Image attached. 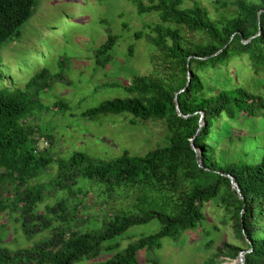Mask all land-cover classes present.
<instances>
[{
    "label": "trees",
    "instance_id": "1",
    "mask_svg": "<svg viewBox=\"0 0 264 264\" xmlns=\"http://www.w3.org/2000/svg\"><path fill=\"white\" fill-rule=\"evenodd\" d=\"M130 1L139 15L158 16L155 25H145L133 35L158 53L152 58L154 63L161 61L157 75L133 76L124 87L128 98L103 101L82 116L127 115L143 122L162 121L166 145L144 156L125 151L109 161L81 153L67 160L55 158L50 150L38 151L35 138L50 140L51 136L28 123L45 112L39 98L52 91V76L42 70L23 87H0V215L18 214L28 241L49 233L28 248L10 250L0 244V264H84L120 247V243H105L155 220L158 231L141 236L99 263L140 264L139 251L160 249L163 239L177 241L196 229L205 219L202 208L210 201H217L224 212L223 224H230L235 239L234 244L224 242L210 264L222 255L235 260L242 251H250L244 264H264V142L260 148L251 147L246 140L250 136H240L234 129L264 116V97L237 82L227 83L224 76V70L234 67L233 58L242 56L249 58L255 75L264 74V0H216L215 11H222L216 20L197 3L186 7V0ZM37 5L38 0H0V48L20 36ZM186 33L198 39H189ZM116 42L117 37L110 34L95 51L98 69L111 62ZM128 53L132 56V47ZM209 73L223 75L219 90L213 91L205 82ZM6 80L0 73V84ZM56 80L63 81L58 76ZM234 139L249 151L245 158L226 159L219 150L224 140L232 143ZM52 164L55 175L47 183L32 185ZM82 179L101 185L108 197L134 191L136 211L105 213L92 228L82 230L75 224L81 202H74L88 192L79 187ZM47 185L62 196L40 213ZM5 187L11 188L10 199L3 197Z\"/></svg>",
    "mask_w": 264,
    "mask_h": 264
},
{
    "label": "rangeland",
    "instance_id": "2",
    "mask_svg": "<svg viewBox=\"0 0 264 264\" xmlns=\"http://www.w3.org/2000/svg\"><path fill=\"white\" fill-rule=\"evenodd\" d=\"M215 1L186 0L185 6L191 8L197 3L216 20L222 11H215ZM157 22L158 16L154 14L139 15L130 0H38L32 17L20 30V36L0 48V73L7 79L0 84L1 89L23 87L42 70H47L54 81L52 91L42 93L39 98V102L46 107L45 112L28 122L51 136L50 140H39L35 136L38 151L50 150L55 158L64 160L74 153H81L95 160L109 161L125 151L132 156H144L166 145V129L162 121L143 122L127 115H106L95 119L82 116L86 110L103 101L128 98L124 87L131 83L133 76L157 75L161 61L158 59L154 63L152 58L158 57V53H154L146 40L133 37L135 33L143 31L145 25H155ZM110 34L117 37L111 62L105 69H98L94 53ZM185 35L189 39H198L196 35ZM129 47H132V56H129ZM231 65L234 67L224 70L227 83L237 82L246 91L264 97V74L253 73L247 56L233 58ZM57 76L63 81H57ZM223 78L219 73L204 76L213 91L219 90ZM234 129L240 136H250L246 140H249L251 147L260 148L264 142V116L246 120L245 127L234 126ZM220 146L219 150L224 151L226 159L230 160H236L238 156L245 158L249 153L236 139L232 143L224 140ZM55 173L56 166L52 164L43 178L32 185L47 183ZM79 187L88 191L86 195H78L74 201L76 204L81 202L75 224L82 230L92 228L104 218L105 213L136 211L134 191L115 192L108 197L103 194L101 185L85 179L79 181ZM4 189L3 197L10 199L8 190L11 188ZM44 194L47 200L39 206L40 213H44L45 205H53L62 196L48 185ZM202 213L205 219L196 229L188 230L177 241L163 239L160 249L139 251L138 262L210 264L209 260L217 254L218 248L224 242L234 244L235 239L230 224H223L224 212L217 201L206 203ZM18 220V214L11 216L9 211L0 215L1 246L10 250L28 248L49 237V233H45L28 241ZM158 230L159 225L155 220L147 225L132 227L121 237L105 243V246L120 243L118 249L103 252L84 264L109 260L141 236ZM235 263V260L223 255L215 258V264Z\"/></svg>",
    "mask_w": 264,
    "mask_h": 264
},
{
    "label": "water",
    "instance_id": "3",
    "mask_svg": "<svg viewBox=\"0 0 264 264\" xmlns=\"http://www.w3.org/2000/svg\"><path fill=\"white\" fill-rule=\"evenodd\" d=\"M258 35H256V36H258ZM249 41L250 40H248L246 42H243V43L244 44H247ZM190 77H191V74L189 73L188 74V77H187L188 80H190ZM176 109H177V112L179 113V115L182 116L180 114V112H179V106H178V104L176 105ZM201 116H202V114H201ZM192 149L197 153V150L195 149V147L193 145H192ZM231 185H232V188L236 191L237 195L242 199L241 194H240V190L238 189V185L234 182L233 179H231ZM248 252H250V251H247V252L246 251H242V252H240L239 255H238V257L235 259L236 264H244V256Z\"/></svg>",
    "mask_w": 264,
    "mask_h": 264
},
{
    "label": "bare ground",
    "instance_id": "4",
    "mask_svg": "<svg viewBox=\"0 0 264 264\" xmlns=\"http://www.w3.org/2000/svg\"><path fill=\"white\" fill-rule=\"evenodd\" d=\"M236 264V263H235Z\"/></svg>",
    "mask_w": 264,
    "mask_h": 264
}]
</instances>
